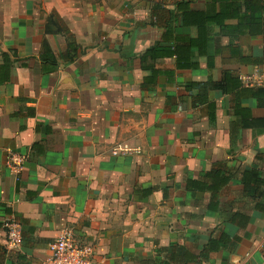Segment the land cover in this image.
Segmentation results:
<instances>
[{
    "label": "crops",
    "instance_id": "obj_1",
    "mask_svg": "<svg viewBox=\"0 0 264 264\" xmlns=\"http://www.w3.org/2000/svg\"><path fill=\"white\" fill-rule=\"evenodd\" d=\"M65 226L98 264H264V0H0V264Z\"/></svg>",
    "mask_w": 264,
    "mask_h": 264
},
{
    "label": "built area",
    "instance_id": "obj_2",
    "mask_svg": "<svg viewBox=\"0 0 264 264\" xmlns=\"http://www.w3.org/2000/svg\"><path fill=\"white\" fill-rule=\"evenodd\" d=\"M249 81V77L242 76ZM141 147L128 143H118L112 148L113 155L140 154ZM25 157L11 153L6 163L10 170L19 174L23 169ZM3 227L6 231V250L19 251L23 245V232L20 221L15 216L8 217ZM50 254L42 264H98L96 261V243L87 235L78 236L73 226L60 229L57 237L49 243Z\"/></svg>",
    "mask_w": 264,
    "mask_h": 264
},
{
    "label": "trees",
    "instance_id": "obj_3",
    "mask_svg": "<svg viewBox=\"0 0 264 264\" xmlns=\"http://www.w3.org/2000/svg\"><path fill=\"white\" fill-rule=\"evenodd\" d=\"M45 32L46 33H61L64 34L67 38V46L65 53L62 55L65 60L72 61L78 54V46L74 41L72 34L65 24L61 16L56 12L52 11L48 17L45 24ZM43 52L41 54V59L45 61L55 62L57 61V57L53 54L52 49L48 43V41L44 38L42 41ZM4 61L7 60V55L5 52L2 54ZM215 87H223V84L213 85Z\"/></svg>",
    "mask_w": 264,
    "mask_h": 264
},
{
    "label": "water",
    "instance_id": "obj_4",
    "mask_svg": "<svg viewBox=\"0 0 264 264\" xmlns=\"http://www.w3.org/2000/svg\"><path fill=\"white\" fill-rule=\"evenodd\" d=\"M69 83H72V80L68 75L62 77V79L60 81V85H65V84H69Z\"/></svg>",
    "mask_w": 264,
    "mask_h": 264
},
{
    "label": "rangeland",
    "instance_id": "obj_5",
    "mask_svg": "<svg viewBox=\"0 0 264 264\" xmlns=\"http://www.w3.org/2000/svg\"><path fill=\"white\" fill-rule=\"evenodd\" d=\"M84 1H89V0H84ZM54 11V10H53ZM57 12V11H56Z\"/></svg>",
    "mask_w": 264,
    "mask_h": 264
}]
</instances>
